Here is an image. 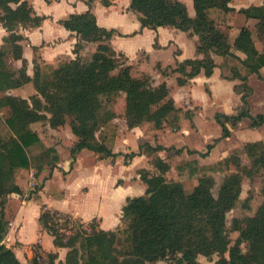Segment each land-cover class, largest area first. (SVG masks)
Masks as SVG:
<instances>
[{
	"label": "trees",
	"instance_id": "1",
	"mask_svg": "<svg viewBox=\"0 0 264 264\" xmlns=\"http://www.w3.org/2000/svg\"><path fill=\"white\" fill-rule=\"evenodd\" d=\"M93 1H87L88 9L85 12L70 14L60 21L78 37L73 50L75 58L64 61L57 67L41 65L34 59L33 76L30 77L26 74V61L22 57L20 44L23 36L18 28L38 26L43 17L35 15L26 0H0V22L8 32L0 46V109L6 108L9 112L5 123L13 135L7 140L0 137V264H21L14 251L2 243L8 230V222L3 217L2 209L7 195L18 190L15 171L29 166L26 149L40 142L36 132L30 128L32 122H48L50 127L56 128L66 122L67 116L70 117L69 126L78 138L70 149V167L77 152L82 149L106 156L119 154L113 151L118 124L113 121L116 113L110 103L120 93L124 94V118L129 128L144 123L161 128L164 122L177 127L180 109L169 95L166 82L153 85L148 74H133L127 58L122 53H117L110 44L115 31L96 23L91 11ZM192 1V17L188 14L186 5L179 0H130L129 7L138 13L142 28L170 26L198 37L197 51L201 57L176 60L175 67L158 68L163 76L169 74V69L177 72L178 85H184L200 72L210 76L216 65L212 55L216 54L223 58L220 64L221 77L239 81L234 84V91L240 95L241 104L236 108L235 114L215 115L222 131L220 136L205 145L204 152H199L200 156L205 157L220 139L229 136L224 120L231 119L232 126H235L240 120L249 119V127L253 129L264 123V113L254 116L250 114L247 99L252 93L248 84L249 76L254 74L264 80L260 74V68L264 66V51L256 49L251 32L245 26L240 28L231 44L226 33L220 30L211 17L209 11L215 8L223 12L233 11L228 5L231 0ZM101 2L104 6L111 4V0ZM239 11L245 17L256 20L257 34L264 37V4L251 5ZM86 42L96 43V47L91 59L84 61L79 51ZM156 43L155 40L154 45ZM233 50L240 51L245 56L240 58ZM13 59L21 60L19 69L13 66ZM8 74L14 81L7 82ZM17 77H21L23 83H18ZM27 82H31L35 89V93L29 95L27 101L5 93L8 89ZM206 91L208 92L207 88ZM170 149L172 147L160 144L152 146L144 142L137 151L123 154L125 163L136 155L151 157V164L158 173L150 175L145 169L140 170L139 175L146 188L142 195L127 197L121 217L125 227L103 230L97 225L98 232L80 241L79 250L72 248L75 246L70 248L65 264H144L159 260H164L166 264H202L197 256L202 254L210 257L213 253L220 256L216 264H264V188L263 199L257 206L255 215L233 220L238 236L231 243L226 232L225 217L240 195L241 177L238 174L226 176L217 194H214L213 177L210 175L217 171L220 164H227L231 156L210 164L187 160L177 165L179 176H197L193 189L186 192L181 182L165 177V173L171 168V162L156 154L157 151ZM173 149L175 154L182 150ZM44 157L48 159L46 163H40L38 170L43 165L54 167L59 161L58 152L53 147H46L36 160ZM253 160L255 165L264 166V154ZM51 212L63 214L57 210L44 209L39 220L44 229L54 236L55 230L47 220ZM114 237L125 246L120 261L111 259L109 253V245L116 241ZM56 239L54 236V244H57ZM242 242H247L246 252L241 250ZM81 250L86 255L82 256ZM49 254L53 262L56 252Z\"/></svg>",
	"mask_w": 264,
	"mask_h": 264
},
{
	"label": "crops",
	"instance_id": "2",
	"mask_svg": "<svg viewBox=\"0 0 264 264\" xmlns=\"http://www.w3.org/2000/svg\"><path fill=\"white\" fill-rule=\"evenodd\" d=\"M26 1L33 9L35 15L43 17L38 26H20L18 28V32L23 36L20 44L22 46V57L26 61V74L32 77L34 59L41 65L49 64L57 67L60 63L75 58L76 53L73 50L78 37L74 31L66 29L60 21L67 18L70 14L85 12L88 9V0ZM235 1L237 0H231L228 5L233 8V11L235 9L236 15L239 14L237 22L234 23L233 21L236 18L231 16L226 21V25L231 27H224V32L226 29L227 32L231 31L234 33L233 37L228 36L229 42L232 44L240 28L245 26L251 32L256 49L259 52H263L264 37L261 38L257 34L256 20L238 13V10L242 9L237 8ZM247 1V4H243V9L251 5L264 4V0ZM129 6L130 0H111V4L108 6H104L101 0H94L91 5V11L100 27L115 31L110 38V44L117 53H122L127 58V62L132 66L134 75L148 74L153 85H158L165 81L168 87L169 75L163 76L158 68L175 67L176 60L182 61L186 58L201 57L197 51L198 37L188 31H181L170 26H159L156 29L142 28L137 12L133 11ZM188 14L191 17L194 16V8L193 12L188 11ZM211 17L220 28L221 26L214 16L211 15ZM7 33L0 22V46ZM155 40L157 41L156 45H154ZM95 46L96 44L92 42L84 43L79 51L80 56L91 55L95 50ZM233 52L240 58L245 56L240 51L233 50ZM212 57L216 65L210 76L200 72L184 85H178L176 81L177 87L175 89L177 94H171L168 88L169 95L173 98L175 106L180 109L177 127H172L164 122L161 128H155L151 123H144L140 126L129 128L124 116L122 122L117 117L113 119L118 124L113 151L119 154L115 156H106L99 152L82 149L77 152L75 161L70 167V149L76 144L78 139L73 134L70 126H65L64 123L52 128L48 122L42 121L30 124V128L37 133L40 141H43L46 147H53L57 150L59 161L55 163L54 167L50 166L48 171V165H43L40 170L37 169L36 172L38 174L34 175L32 173L30 181L24 176V173H27L26 171L18 172L16 184L19 192L15 190L6 197L2 214L8 222V230L2 239V243L14 251L16 257H19V261H21L20 255L22 254L20 252H22V249L36 242L41 244L43 253L56 251L52 235L44 229L39 220L40 213L44 209L57 210L60 213L68 214L82 223H88L92 219H96L98 228L103 230H114L120 227L122 225V207L126 203L127 197L139 196L145 191L146 184L140 178V170L145 169L150 175L158 173L155 167L149 163V156L145 154L136 155L128 159L126 163L124 162L123 154L137 151L141 143L148 142L152 146L160 144L164 147H172L169 151L160 150L156 154L162 159L171 162V168L165 173V177L167 179L180 180L182 176L177 174V165L187 160H196L198 164H210L226 157L228 149L220 148V151L216 153L220 158L212 162H203L214 147L225 143L226 139H229L234 134H236V139L240 141H264L263 133H260L264 123L257 129H250V120L242 119L235 126L229 128L230 136L220 139L208 155L205 157L199 155V152L205 151V145L213 139L211 138L210 141L206 137L204 150H202L201 146L195 145L193 142L194 138L200 135L199 121L201 119L206 120L210 115L214 114L215 116L217 113L235 114L236 108L241 104L240 95L234 92V84L239 81L222 78L220 64L223 62V58L216 54L212 55ZM21 64L20 59L14 62L16 67L21 66ZM175 73L177 78L179 74ZM260 74L264 77V66L260 68ZM253 82L256 83V88L252 84ZM248 84L252 89L251 98L249 99L250 95L247 98L250 114L254 116L257 113H264V80L252 74L248 78ZM259 92L260 98L258 97ZM7 93L17 97L23 93L22 99H27L29 94L35 93V90L32 83L27 82L18 87L10 88ZM181 102L183 105H179ZM254 110L255 112H253ZM185 120L190 123V129L184 126L185 122L183 121ZM44 123V127L47 128L46 133L53 137L51 142L47 139L46 141L43 140L44 134L40 130V125ZM59 131L66 133L62 141L56 136L57 133H60ZM177 133H180L179 137H171V135ZM64 148L67 149L64 150ZM173 148H181L182 150L179 154H175ZM187 149L196 152L188 153ZM223 154L225 155L222 157ZM100 170H103L102 174L98 173ZM55 172L61 176L66 185H64V182L62 183L60 193L56 195L57 199L42 200L40 190L51 180ZM169 173H173L172 176ZM109 174L112 176L109 177ZM45 175L47 176L44 177ZM32 183H38L37 190L30 196L25 195V191L30 189L29 185ZM94 193L96 197H94ZM30 218L35 219V230L34 234L26 235L24 232L25 224L28 220L30 221ZM44 236H48V247L44 245ZM29 252L32 253L31 248ZM59 253L61 257V251Z\"/></svg>",
	"mask_w": 264,
	"mask_h": 264
},
{
	"label": "rangeland",
	"instance_id": "3",
	"mask_svg": "<svg viewBox=\"0 0 264 264\" xmlns=\"http://www.w3.org/2000/svg\"><path fill=\"white\" fill-rule=\"evenodd\" d=\"M179 1L183 2L187 6L186 7L188 9L187 12L188 11L193 12V8H192L193 1L192 0H179ZM235 2H236L235 4H237L238 9L239 8L243 9L244 8L243 4L248 3L247 0H244V1L243 0H240V1L237 0ZM239 4H242V5H239ZM209 12L218 21V24L221 26L220 30H222L223 32H224V27H226V28L231 27L229 25L228 26L226 25V21L229 20L231 18V16H234L236 19H234L233 22L236 23L237 22L236 20L238 19V15H239V14L236 15L237 13H236L235 9L233 12H230V13L228 11L223 12V11L218 10L216 8L210 10ZM238 13H241V12L238 10ZM0 14H1V11H0ZM225 33L227 36H230V37L234 36L233 32H231V31L227 32L226 29H225ZM82 59L84 61L90 60L91 55L82 56ZM120 60H123V59L120 58ZM14 62H15V60L13 59L12 60L13 66L15 68L19 69L20 66L16 67L14 65ZM168 71H169L168 72L169 73L168 74L169 75L168 88H169L171 94H175L177 92L175 89L177 87L176 73L171 72L170 69ZM216 71H218V70H216ZM10 76L8 74L7 79H6L8 83L11 81H14V79H11ZM17 78L19 80L18 83H23L21 77H17ZM143 79H145V78H143ZM151 84H152V80H151ZM252 84L254 85L255 88L257 87L255 82H253ZM9 91H10V89H8L5 93L8 94L7 92H9ZM178 93H179V91H178ZM32 94H34V93H32ZM236 94H238V93H236ZM29 95H31V94H29ZM22 96H24L23 93H21L18 97L23 101L28 100V98L22 99ZM258 97L260 98V92L258 93ZM250 98H251V95H250L249 99ZM179 105H183V103L181 102V103H179ZM110 107L115 111L116 117L118 118V120L120 122H122L123 116H124V109H125L124 94L120 93V94L116 95L113 102L110 103ZM253 112H255V110ZM8 115H9V112L7 111L6 108L0 109V137L3 138L4 140H7V139L11 138V136H13L11 134V131L9 130L8 126L5 123V119L7 118ZM69 118H70L69 116L66 117L65 126L69 125ZM183 118H185V117H183ZM222 118L223 117H221V119ZM178 122H179V120H178ZM183 122H185L184 126H187L186 128H189V129L191 128L188 120H185ZM231 122H232L231 119L228 121L224 120V123L227 126V129H229L232 126ZM167 123H170V122H167ZM44 125H45V123L40 125V130H42V132L44 134L43 140L46 141V139H47V140H49V142H51L53 137H50L46 133L47 128H45ZM199 125H200V132H199L200 135L196 136L194 138L193 142L195 143L196 146H201L202 150H204V144L206 142L205 141L206 137H208L207 140L211 141V138L218 137L221 134L222 128H221L220 123H218L217 119L215 118L214 114L210 115V117H208V119H206V120L201 119L199 121ZM192 126H194V125H192ZM186 128H184V129L187 130ZM250 129H253V128H250ZM59 132L60 133H57L56 136H58L60 138L59 140L62 141L63 136L66 135V133L63 131H59ZM229 132H230V130H229ZM259 132H260V130H259ZM260 133H263V136H264V127ZM179 136H180V133L171 135L172 138H176ZM229 136H230V134H229ZM66 141L68 142L67 139H66ZM45 148H46L45 143L43 141H40L37 144H35L33 147L31 146L30 148L26 149L30 163H29V166L27 168L18 169L15 171V173H14L15 182L17 180L16 175L18 174V172H20L22 170L27 172V173H24V176L28 179V181H30L32 173L34 175L38 174V172H36V170L41 165L40 163H46V161H47L46 159H48V158L44 157V158H41L40 160L37 158V160H36V157L40 153L43 154ZM220 148L221 149L224 148V150L228 149V153L226 156H229V157L231 156V157L228 160L227 164L226 163L220 164V166L217 167L216 172L210 173V175L213 177V187H212L213 193L217 194L219 186L226 176H228L230 174H238L241 177L240 178L241 179L240 180V182H241L240 195H239L238 199L236 200V202L234 203L233 207L226 213V217H225L226 232H227V235L229 236V239L231 240V243H232L238 236V231L235 230L234 226H233V220L234 219L241 220L245 217L254 216L256 213L255 211H256L257 206L261 203V201L263 199L262 193H263V188H264V166L259 165V164L255 165V163H254L255 160H253V159L256 157L258 158L259 155L261 156L264 154V141L263 142L262 141H260V142L240 141V140L236 139V134H234L233 136L229 137V139H226L225 143H221L220 145H217L216 147H214L212 152L210 153V155H208L204 159L203 162H212V161L220 158L219 156L216 155V153H218L220 151ZM66 149L67 148H64V150H66ZM224 155L225 154H223L222 157ZM33 157H35L34 160H33ZM149 158L150 159L148 161L151 164V157H149ZM49 168L50 167H47V171ZM100 169H102V168L100 167ZM98 173L102 174L103 170H100ZM172 174H170V175L172 176ZM46 176L47 175H45L44 177H46ZM111 176L112 175L109 174V177H111ZM44 177H43V179H44ZM171 179H173V178H171ZM196 179H197V176H194L191 178L189 176L184 175L180 178V180L179 179H177V180L182 183L186 192H190L193 189L194 185L197 183ZM63 182L64 181L62 180L61 176L57 172H55L53 174V176L51 177V180L40 190V195L42 197V200L43 199H47V200L48 199L49 200L50 199H57L56 195H58L60 193L61 185ZM37 184L32 183L31 185H29L30 189H27L25 191V195L30 196L34 191H36L38 188ZM64 185H66V182H64ZM24 186H25V184H24ZM94 197H96V194L94 195ZM92 200H93V198H92ZM47 220H48V223L50 224V226L55 230L54 236L57 238L56 239L57 244L53 243L54 248L56 250L55 251L56 257H55L54 261L52 262L53 258L50 256L49 252L43 253L41 244L39 242H36V243H33L30 246H27L23 249L21 248L22 252H20V254L23 255V256L20 255V259L22 261V263L20 261L21 264H60V263L65 264L66 255L68 254V252L72 246H75L72 248L79 250L80 241H82L86 236H88L94 232H98V228H97L98 223H97L96 219H94L93 221L88 222V223H82L78 219L73 218L67 214H54L53 212H51V213H49ZM27 222L25 224L24 232L26 233V235L34 234L35 225H36L35 219L30 218V221L28 223ZM123 227H125V223L122 224V226L119 228H123ZM54 236H52L53 239H54ZM114 239L116 241H114V243L109 245V247H110L109 253H110L111 259L114 258V260L120 261L122 259V256H123L125 246L123 244H120V241H117V238L114 237ZM43 242H44L45 246H47V247L49 246L48 236L43 237ZM29 247L33 250V253L29 252V249H30ZM240 247H241L242 252H246L248 249L247 242H242L240 244ZM59 251H61V257H60ZM81 251H82V256L86 255L84 250H81ZM51 252H53V251H51ZM226 256H227V254H226ZM219 257L220 256L218 253H213L210 257L199 254L197 256V260L199 262H201L202 264H216ZM144 264H166V262L164 260H159V261H156L153 263L145 262Z\"/></svg>",
	"mask_w": 264,
	"mask_h": 264
},
{
	"label": "built area",
	"instance_id": "4",
	"mask_svg": "<svg viewBox=\"0 0 264 264\" xmlns=\"http://www.w3.org/2000/svg\"><path fill=\"white\" fill-rule=\"evenodd\" d=\"M32 253H33V250H32Z\"/></svg>",
	"mask_w": 264,
	"mask_h": 264
}]
</instances>
